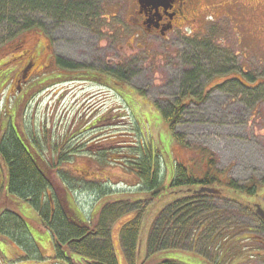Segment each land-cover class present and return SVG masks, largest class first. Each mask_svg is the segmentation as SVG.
I'll return each instance as SVG.
<instances>
[{
    "label": "rangeland",
    "instance_id": "rangeland-1",
    "mask_svg": "<svg viewBox=\"0 0 264 264\" xmlns=\"http://www.w3.org/2000/svg\"><path fill=\"white\" fill-rule=\"evenodd\" d=\"M92 2L95 12H86L77 19L58 22L49 14H34L38 28L8 42V34L0 31V42H5L0 45V126L10 120L29 138H40L47 145V159L51 155L47 139L59 146L66 138L70 140L76 154L62 166V171L76 183L73 191H67V198L75 201L86 218L94 222L96 218L91 216L103 204L146 197L138 179L123 167V158L132 153L131 146L148 141L153 149L160 150V179L166 184L171 180L173 163L185 166L195 177H202L207 171L204 162L211 158L214 174L230 178L240 186L255 184L259 187L258 195L237 198L248 211L222 199H206V206L219 215L196 241L197 254L173 252L162 258L178 264H264V221L255 213L256 206L264 212V86L255 95L236 90L232 81L238 78L250 88L254 84L244 82L240 75L248 73L256 81L258 78L257 82H264V0H203L206 17L209 16L205 28L199 21L202 15L186 14L181 30L164 37L140 33L133 27L130 17L135 0ZM201 40L212 42L208 50L211 58L202 50ZM51 56L74 64L77 71L67 72L54 66ZM221 56L229 59L225 67L234 66V73L215 75L217 65L224 63ZM27 57L32 58L26 75L32 91L18 101L15 75L25 68ZM195 66L202 68L203 73L192 86L190 99L195 103H185L174 129L182 140L180 144L173 139L159 111H167L176 104L185 89L183 80ZM108 71L121 73L125 82H112L103 76L102 72ZM43 73L61 80L37 90ZM221 84V88H216ZM2 131L0 127V135ZM199 149L206 154L201 155ZM4 176L0 163V210L12 208L26 219L39 253L51 258L50 235L39 227L37 213L29 203L13 197L7 199ZM51 178L58 193L65 191L55 175ZM84 181L96 182L106 188L108 195L101 197L94 186L86 188ZM176 199L172 195L163 198L146 211L139 236L138 263L146 257L147 239L157 214ZM133 217L127 214L110 227L118 264H127L119 233ZM232 227L253 236L247 248L221 242L219 250L210 255V237L223 239ZM235 246L237 250L232 252ZM27 255V251L0 234V264H55L46 260L38 263Z\"/></svg>",
    "mask_w": 264,
    "mask_h": 264
},
{
    "label": "trees",
    "instance_id": "trees-1",
    "mask_svg": "<svg viewBox=\"0 0 264 264\" xmlns=\"http://www.w3.org/2000/svg\"><path fill=\"white\" fill-rule=\"evenodd\" d=\"M93 10L96 8L93 6L92 0H0V31L8 34L5 40L8 42L18 35L38 28L37 24H34V14L46 13L60 22L77 19L86 12H95ZM89 17L94 18L95 15H89ZM3 43L5 42H0V45ZM200 43H204L202 50L211 58V53L208 50L212 42L201 40ZM221 59L224 60V63L218 64V67L215 66L217 67L215 75L222 77L234 73V66L232 68L225 67L228 64L226 63L228 58L221 56ZM56 66L67 72L77 71L74 64L61 60L57 61ZM202 73L203 69L199 66H195L194 70L187 72L186 78L183 80L185 89L176 104L167 111H159L173 139L180 144L182 140L174 129L186 107L185 103H195L190 99L192 86ZM102 74L108 79H112V82L113 80L125 82V77L121 73L116 74L113 71H108L102 72ZM240 75L244 82L254 85L246 88L240 79H234L232 81L236 84V90L241 89V92L246 90L257 95L259 89L264 86V82H257L259 79L257 78L256 81V77L252 74L242 73ZM55 79L42 78L36 85L37 90L41 91L50 86L48 85L50 82L61 80L58 77ZM223 84L216 88H221ZM30 91L32 90L25 92V96L20 100H24V97L31 93ZM19 133L21 137L17 135L11 125H8L6 132L0 138V163L5 173V195L7 199L13 197L29 203L33 207L39 218V227L50 235L53 255L51 258H46L39 253L29 233L26 219L12 208L2 207L0 210V234L16 244L19 249L27 251L29 253L27 257L39 260L38 263H43L46 260L53 261L55 264H118L111 243L110 227L115 221L129 214L134 215L133 219L122 226L119 233V243L126 263L178 264L174 260L162 257L173 252L196 253V241L207 230V226L213 224L212 219L219 215V212L206 206V199H222L227 204L248 211L237 202V198L258 195L259 187L255 184L240 186L230 178H220L214 174V162L211 158L204 162L207 171L202 177H195L185 166L173 163L171 180L168 184L163 183L160 179L161 152L158 149H153L148 141H144L141 142V145L131 146L133 147L132 153H128V156L123 158L125 159L123 167L138 179L141 192H144L146 197L136 201H115L114 204H103L97 213L91 216L96 218L94 222L86 218L75 201L72 202L70 198H67V193L73 191L72 187L76 183L74 178L62 171V166L69 161L72 155L76 154L70 140L66 138L67 141L64 140L66 142L59 146V144L49 143L51 140L47 139L51 154L47 159V145L44 146L40 138L36 136L29 138L23 130ZM43 139L45 140V136ZM199 150L201 155L206 154L205 150ZM52 175L58 178L65 191L57 192L53 187ZM83 184L86 188L94 186L93 189L98 190L101 197L108 195L105 192L106 188L103 189L96 182L84 181ZM201 188L214 189L218 195L194 194ZM171 195L177 196V199L157 214L147 239L146 257L138 263L139 236L146 211L150 210V205H155ZM91 221L93 222L91 223ZM232 229L223 239H218L213 235L210 237V242H212L210 255L215 250H219L218 245L221 242L238 244L237 246L240 244L247 248L253 236L251 237L249 231H243L241 228L234 229L232 227ZM235 248L232 249V252L237 250L236 246ZM238 250H240L239 247Z\"/></svg>",
    "mask_w": 264,
    "mask_h": 264
},
{
    "label": "flooded vegetation",
    "instance_id": "flooded-vegetation-1",
    "mask_svg": "<svg viewBox=\"0 0 264 264\" xmlns=\"http://www.w3.org/2000/svg\"><path fill=\"white\" fill-rule=\"evenodd\" d=\"M202 1L203 0H135V7L133 10L134 13L133 16L130 17V20L133 27L137 28L140 33L142 32L150 35L157 34L160 37H164L171 31L181 30V20H185L186 16L184 15L186 14L192 13V15L195 17H199L202 15L203 18L199 21L202 22L203 27L205 28V21H207L209 16L206 17L208 13H205ZM51 59H53L54 66H56V63L59 59L55 56H51L50 61ZM31 66L32 58L30 57L27 60L25 68H23L22 71L18 72L15 75L18 88V95L15 96V99L18 101L20 100L18 98L25 96L24 93L31 89V86L27 84L28 78H26L27 72L30 70ZM47 75V73H43L42 78H51L50 75ZM14 106L15 105H13L12 107ZM9 118H11V116H9ZM10 122V120H7V122H5V125L1 124V131L4 128H8V125H11L17 135L21 137L18 131V127L14 123ZM5 132L2 131L0 138Z\"/></svg>",
    "mask_w": 264,
    "mask_h": 264
},
{
    "label": "water",
    "instance_id": "water-1",
    "mask_svg": "<svg viewBox=\"0 0 264 264\" xmlns=\"http://www.w3.org/2000/svg\"><path fill=\"white\" fill-rule=\"evenodd\" d=\"M194 194L200 195V194H209V195H218V192L214 189L209 188H201L199 191L195 192ZM256 214L258 217L264 221V212L259 208V206H256Z\"/></svg>",
    "mask_w": 264,
    "mask_h": 264
}]
</instances>
